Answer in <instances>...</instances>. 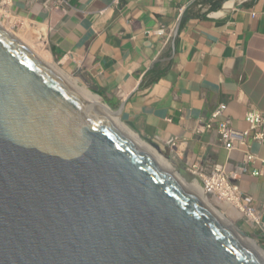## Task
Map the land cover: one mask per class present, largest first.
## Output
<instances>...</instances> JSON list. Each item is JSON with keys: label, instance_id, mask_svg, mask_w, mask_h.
Instances as JSON below:
<instances>
[{"label": "water", "instance_id": "1", "mask_svg": "<svg viewBox=\"0 0 264 264\" xmlns=\"http://www.w3.org/2000/svg\"><path fill=\"white\" fill-rule=\"evenodd\" d=\"M11 33L0 22V264H264Z\"/></svg>", "mask_w": 264, "mask_h": 264}, {"label": "crops", "instance_id": "2", "mask_svg": "<svg viewBox=\"0 0 264 264\" xmlns=\"http://www.w3.org/2000/svg\"><path fill=\"white\" fill-rule=\"evenodd\" d=\"M12 1L17 21L44 27L56 59L125 103L123 118L139 135L186 172L210 176L222 165L264 215V140H248L258 160L244 173L245 147L228 151L216 128L203 129L221 105V121L243 132L248 114H264V0Z\"/></svg>", "mask_w": 264, "mask_h": 264}, {"label": "rangeland", "instance_id": "3", "mask_svg": "<svg viewBox=\"0 0 264 264\" xmlns=\"http://www.w3.org/2000/svg\"><path fill=\"white\" fill-rule=\"evenodd\" d=\"M1 21L2 20H0V22ZM1 23L10 32L15 34L19 39H21L30 49L34 48L33 45H35V43L37 45L41 43V47L46 46L48 48V46L45 43L47 32H45V34L41 33L42 30H45L44 28L42 27L39 28L37 25L31 24L29 22L27 23L26 21L19 22L17 20H12V21H5V22L3 21ZM52 58H53L54 64L58 68L62 69L66 74L71 76L73 79L77 80L81 86L89 89L91 92L94 91L95 89L94 82L91 80V78L86 73L82 72V70L78 68L77 64H75L71 60L56 59L53 55H52ZM94 94H96V92ZM102 99H101L102 101L99 102V105H101L103 109L105 110L108 109L109 110L108 113L112 115L113 111L106 106V102L109 104L110 101L104 97H102ZM104 106L106 108H104ZM117 107H114L115 110H117ZM120 123L127 125L145 143L152 146L156 150L158 149L157 150L158 153L161 156H163L167 161H169L171 166L175 168V171H177L189 184H193L198 180L200 184L205 188L204 196L210 202L209 205L215 211L221 214L229 223L234 225L236 228L240 229L246 236H248V238H251L254 241H256L259 244V246L264 250V232H262L260 230L261 228L257 226V222L255 221L256 219H253L251 217V212L246 207L245 202L243 203L240 200V204H241L240 206L243 208V211H241L235 206L229 205L227 202L223 200L222 194L217 193L215 195L212 192H209L205 186L204 181H202L201 179H199L197 176L193 175L192 173L182 170L178 165L179 163L177 162V159L174 157L172 153L169 152V149L166 150V149L157 148L153 143L145 140L141 135H139L138 132H136L131 126H129L125 122L123 117H122V121L120 120Z\"/></svg>", "mask_w": 264, "mask_h": 264}, {"label": "bare ground", "instance_id": "4", "mask_svg": "<svg viewBox=\"0 0 264 264\" xmlns=\"http://www.w3.org/2000/svg\"><path fill=\"white\" fill-rule=\"evenodd\" d=\"M13 6V1L10 0L9 6L7 8H3L5 9L6 12L1 13L0 12V17L1 16H6L5 14L8 15V19H4V21H12V20H16L12 13H11V8ZM2 8V7H1ZM1 20V19H0ZM28 26V25H27ZM44 28V27H43ZM11 33V32H10ZM41 33L45 34V31L42 30ZM13 34V33H11ZM14 36H16L15 34H13ZM16 38H18L16 36ZM19 39V38H18ZM22 43H24L21 39H19ZM25 44V43H24ZM26 45V44H25ZM27 46V45H26ZM34 48H32L31 50H34L33 52L38 56V58L41 60V62L43 64H45L54 74H56L58 77H60L64 83L67 84V86L69 88H71V90L77 95L80 96L83 100H85L87 102V104L94 106L95 108H97V110H99L100 112H102L106 117H108L122 132H124L132 141H134L135 143L139 144L146 152L147 154H149L153 159H155L159 164H161L163 167H165L166 169L170 170V172H174L175 176H179L177 173H175V168H173L171 166V164L169 163V161H167L163 156H161L158 151L156 149H154L152 146L148 145L147 143H145L135 132H133L127 125L120 123V119L117 118V110H114L113 108H111L107 103V106L109 109H111L113 111V114L110 115L108 113V109L105 110L103 109V107L101 105H99V102L102 101L101 98L95 94H93L89 89L81 86L79 84V82L75 79H73L71 76H69L68 74H66L62 69L58 68L54 62H53V58L52 55L50 53V51L48 50V48L46 46H42L41 47V43L39 45H37L35 43V45H33ZM32 46V47H33ZM28 47V46H27ZM29 48V47H28ZM104 108H106L104 106ZM196 169L198 170V168H193V169H189L190 173H192V171ZM200 171L198 170V173H194L195 176H197L199 179H201L202 181L205 182V186L208 189L209 192H212L213 194H217L220 193L222 194L223 200L225 202H227L229 205L235 206L238 209H240L241 211H243V208L240 206V198L233 194L232 192H228L226 189V184L225 182H222L221 180L214 179V180H210V179H202L200 177ZM206 178V176H205ZM190 188L193 190V192H195L197 195H199L201 197V200L212 210L214 211L222 220H224L227 224H229V226L235 230V232L238 234L239 237H241L247 244H249L259 255H261L264 258V250L259 246V244L254 241L251 238H248L240 229L236 228L234 225H232L231 223H229L221 214H219L217 211H215L210 205H209V201L205 198L204 194H205V188L200 184V182L197 180L195 183L193 184H189ZM245 210V209H244ZM251 212V217L253 219H256L255 221L257 222V225H261L262 222V218L263 216L256 212L253 209V212Z\"/></svg>", "mask_w": 264, "mask_h": 264}, {"label": "built area", "instance_id": "5", "mask_svg": "<svg viewBox=\"0 0 264 264\" xmlns=\"http://www.w3.org/2000/svg\"><path fill=\"white\" fill-rule=\"evenodd\" d=\"M10 0H0V12L4 13L6 12L5 9L9 6ZM2 7V8H1ZM1 16L0 19L1 22L4 21V19H8V15ZM5 22V21H4ZM153 34H162V30L157 31ZM226 106L221 105L212 115L211 119L204 125L205 130H211L213 128H216L219 134V138L221 143L224 145V147L228 151H233L236 149H240L241 146H244L245 148H242L241 151L244 152V165L241 168V171L244 173L251 172V166L258 160V156L251 152L250 147H248V140L250 138H253L257 141H263L264 140V114H248L247 121L250 125L249 131H241L235 129L232 125H230L229 121H221V117L223 115V112L225 110ZM262 128V129H261ZM253 132H255L253 134ZM264 166V163H263ZM193 173H198V170L194 169L192 171ZM254 176H261L263 173L260 171H255L252 173ZM201 177H203L205 180L210 179H219L222 182H225L226 189L228 192H232L233 194L237 195L240 200L244 203H246V207L253 212L254 207L251 205L252 199L245 197L240 188L233 183V179L236 178L233 175H230L225 168L222 165H217L214 168L213 173L210 176L203 175L202 173L199 174Z\"/></svg>", "mask_w": 264, "mask_h": 264}, {"label": "clouds", "instance_id": "6", "mask_svg": "<svg viewBox=\"0 0 264 264\" xmlns=\"http://www.w3.org/2000/svg\"><path fill=\"white\" fill-rule=\"evenodd\" d=\"M93 93H95V92H93ZM97 94V93H96ZM97 95H100V94H97ZM101 96V95H100ZM101 97H103V96H101ZM110 104H112L113 105V107L115 106V107H117V105H114L113 103H111L110 102ZM119 107V106H118ZM213 115V114H212ZM192 174L194 175V173L192 172ZM204 175V174H203ZM205 176H207V175H205ZM201 177V176H200ZM202 179H204L203 177H201Z\"/></svg>", "mask_w": 264, "mask_h": 264}, {"label": "trees", "instance_id": "7", "mask_svg": "<svg viewBox=\"0 0 264 264\" xmlns=\"http://www.w3.org/2000/svg\"><path fill=\"white\" fill-rule=\"evenodd\" d=\"M93 92H95V91H93ZM93 92H92V93H93ZM96 93H97V92H96ZM93 94H94V93H93ZM97 94H99V93H97ZM107 104H108V103H107ZM107 104H106V105H107ZM108 105H109V104H108ZM108 105H107V106H108ZM109 106L115 110V108H114L113 106H111V105H109ZM109 106H108V107H109Z\"/></svg>", "mask_w": 264, "mask_h": 264}]
</instances>
